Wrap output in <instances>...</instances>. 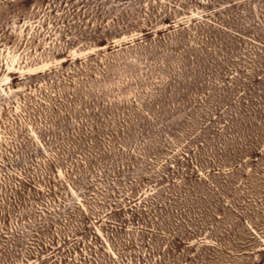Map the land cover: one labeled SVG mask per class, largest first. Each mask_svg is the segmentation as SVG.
<instances>
[{
    "label": "rangeland",
    "instance_id": "1",
    "mask_svg": "<svg viewBox=\"0 0 264 264\" xmlns=\"http://www.w3.org/2000/svg\"><path fill=\"white\" fill-rule=\"evenodd\" d=\"M264 0H0V264H264Z\"/></svg>",
    "mask_w": 264,
    "mask_h": 264
},
{
    "label": "trees",
    "instance_id": "2",
    "mask_svg": "<svg viewBox=\"0 0 264 264\" xmlns=\"http://www.w3.org/2000/svg\"><path fill=\"white\" fill-rule=\"evenodd\" d=\"M261 252H263V253H264V249H263V251H261Z\"/></svg>",
    "mask_w": 264,
    "mask_h": 264
}]
</instances>
